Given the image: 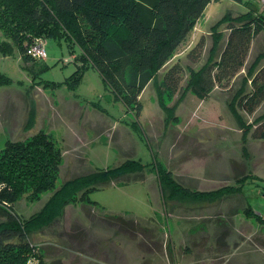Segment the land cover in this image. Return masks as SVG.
I'll list each match as a JSON object with an SVG mask.
<instances>
[{
    "label": "rangeland",
    "instance_id": "1",
    "mask_svg": "<svg viewBox=\"0 0 264 264\" xmlns=\"http://www.w3.org/2000/svg\"><path fill=\"white\" fill-rule=\"evenodd\" d=\"M238 7L234 0L210 3L179 50L181 60L188 62L185 51L204 35L203 60L196 64L201 66L213 42L211 27ZM220 29L226 31V26ZM46 50V57L33 67L28 64L31 71L17 52L6 57L0 52V73L13 78L11 84L0 85V150L9 139L43 130L63 153L57 187L71 176L140 159L157 161L184 187L226 189L210 201L176 200L165 208L154 173L149 172V182L121 179L90 193L97 205L70 204L45 233L36 234L48 263L264 264V218L252 216L250 208L264 215V139L245 135L229 106L232 93L216 87L204 98L190 90L160 98L151 83L140 96L139 133L124 122L134 120V114L126 115L123 103L92 67L76 89H68V84L54 87L52 81L63 82L77 63L66 43L47 39ZM263 50L264 30L254 38L234 84L240 85L248 65ZM34 74L42 83H33ZM161 101L175 108L168 118ZM240 111L251 122L264 111V101L252 115ZM250 174L257 179L249 178L242 193L229 190ZM51 194L44 192L31 202L22 198L18 208L25 215L34 213ZM106 213L116 215L106 218Z\"/></svg>",
    "mask_w": 264,
    "mask_h": 264
},
{
    "label": "trees",
    "instance_id": "2",
    "mask_svg": "<svg viewBox=\"0 0 264 264\" xmlns=\"http://www.w3.org/2000/svg\"><path fill=\"white\" fill-rule=\"evenodd\" d=\"M218 1L221 0H0V52L5 57L17 52L24 68L31 71L39 59L31 52L37 38L66 43L77 69L63 82L52 81L54 87L68 84V89H76L85 70L92 67L115 99L123 103L126 115L134 114V120L126 118L124 122L139 133L143 110L140 96L149 84H156L160 98L164 93L175 95L186 90L204 98L219 87L232 93L229 106L245 135L250 132L251 137L264 139V111L251 122L240 111L252 115L264 101V50L248 65L240 85L234 84L245 68L254 38L264 30V0H234L239 11L226 13L211 27L213 42L201 66L196 64L203 60L204 35L190 51H185L187 63L179 57V50L208 5ZM240 5L245 6L244 11ZM223 24L226 31L220 29ZM35 76L33 83H42ZM12 82L13 78L0 73V85ZM161 104L168 118L175 108L162 101ZM62 162V149L43 130L27 138L9 139L0 150V264H50L35 240L36 234L45 233L70 204L97 205L90 193L121 179L149 182V172L154 173L165 208L176 200L210 201L226 190L184 187L171 170L157 161L143 163L140 159L71 176L57 187ZM249 178L257 179L253 174L245 175L239 185L229 190L242 193ZM50 191L52 194L36 212L25 215L18 208L22 198L31 202ZM250 208L252 216L264 218ZM115 215L106 213V218Z\"/></svg>",
    "mask_w": 264,
    "mask_h": 264
},
{
    "label": "built area",
    "instance_id": "3",
    "mask_svg": "<svg viewBox=\"0 0 264 264\" xmlns=\"http://www.w3.org/2000/svg\"><path fill=\"white\" fill-rule=\"evenodd\" d=\"M31 52L33 56L37 58L46 57L47 56L46 41L41 38H37L31 47Z\"/></svg>",
    "mask_w": 264,
    "mask_h": 264
}]
</instances>
